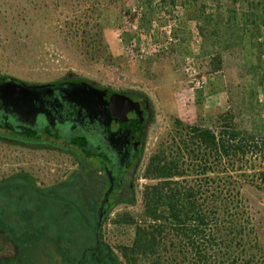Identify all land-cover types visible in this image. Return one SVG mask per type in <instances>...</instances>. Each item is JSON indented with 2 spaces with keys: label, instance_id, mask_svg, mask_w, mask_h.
<instances>
[{
  "label": "rangeland",
  "instance_id": "1",
  "mask_svg": "<svg viewBox=\"0 0 264 264\" xmlns=\"http://www.w3.org/2000/svg\"><path fill=\"white\" fill-rule=\"evenodd\" d=\"M133 40L159 50L136 59L125 47ZM0 78L83 82L147 103L144 144L130 181L135 203L116 204L99 239L106 264H125L120 248L134 228L114 219L127 211L142 215V191L151 182L145 167L175 134L177 120L205 127L230 120L264 132V0H0ZM39 153L0 143V181L27 171L53 187L76 167L67 153ZM242 195L264 248V192L245 185ZM30 196L41 206L49 202ZM30 206L29 231L21 218L13 232L0 230V264H66L44 225L50 217L35 216Z\"/></svg>",
  "mask_w": 264,
  "mask_h": 264
},
{
  "label": "trees",
  "instance_id": "2",
  "mask_svg": "<svg viewBox=\"0 0 264 264\" xmlns=\"http://www.w3.org/2000/svg\"><path fill=\"white\" fill-rule=\"evenodd\" d=\"M132 171L104 211L99 239L110 210L135 203ZM144 177L151 182L142 191V215L127 211L114 219L134 228L130 243L120 248L125 264H264V248L242 195L245 185L264 192V132L239 129L230 120L216 127L177 120L175 134L151 155ZM77 193L65 195L80 203ZM30 198H0V217L14 219L0 221V230L13 232L15 220L33 215L32 204L39 212L35 216L50 217L44 225L64 251L66 264H106L101 243L94 250L96 222L84 220L92 209L42 197L49 201L45 207Z\"/></svg>",
  "mask_w": 264,
  "mask_h": 264
},
{
  "label": "flooded vegetation",
  "instance_id": "3",
  "mask_svg": "<svg viewBox=\"0 0 264 264\" xmlns=\"http://www.w3.org/2000/svg\"><path fill=\"white\" fill-rule=\"evenodd\" d=\"M6 81L8 79L0 78V83ZM40 85L48 87L23 99L0 88V143L41 151L39 155L44 154V157L51 152L67 153L76 167L64 183L53 187L38 184L37 174L17 171L2 178L0 192L8 191L6 194L13 198L33 195L50 197L74 207L84 206L93 210V215L84 220L96 222L105 194L112 183L118 181L117 187L108 195L102 211L103 220L114 192L124 184L140 157L148 105L144 100L108 89L92 85L90 89L83 82ZM116 93L130 98L132 103L116 97ZM20 100L25 102L27 109L20 108L17 103ZM76 190L80 203L68 200L65 195ZM13 220L4 215L0 217V221Z\"/></svg>",
  "mask_w": 264,
  "mask_h": 264
},
{
  "label": "water",
  "instance_id": "4",
  "mask_svg": "<svg viewBox=\"0 0 264 264\" xmlns=\"http://www.w3.org/2000/svg\"><path fill=\"white\" fill-rule=\"evenodd\" d=\"M88 88H92V86L90 85H86ZM45 87H48V85H29V84H26L22 81H19L17 79H14V78H10L8 79V81L4 82V83H0V88L2 91H5L7 94L13 96H18L20 99H23L22 97H31L33 95H36V91L39 90V89H43ZM114 95V94H113ZM116 97H119L121 99H124L125 101L129 102V103H132V100L128 97H125L123 95H120L118 93H116L115 95ZM18 104H20V108L22 109H27L26 105H25V102L20 100L19 102H17ZM117 182L118 181H115L112 183L111 187L109 188V190L107 191V193L105 194V197L104 199L102 200L101 202V205L98 209V212H97V217H96V224H95V227L93 229V233H94V237H95V248L94 250L97 251L98 248H99V229L101 227V220H102V211L105 207V204H106V201H107V198H108V195L110 192H112L116 187H117Z\"/></svg>",
  "mask_w": 264,
  "mask_h": 264
},
{
  "label": "built area",
  "instance_id": "5",
  "mask_svg": "<svg viewBox=\"0 0 264 264\" xmlns=\"http://www.w3.org/2000/svg\"><path fill=\"white\" fill-rule=\"evenodd\" d=\"M119 41L121 42L122 39L119 38ZM138 43L133 40L132 42L128 43L127 45H125L127 51L132 55V57L136 58V59H141V58H146L147 56H149V54L157 52L159 50V47L151 45V50L149 51L147 49V47H142V45H137ZM203 85V82L199 79H197L194 82V86L195 88H201Z\"/></svg>",
  "mask_w": 264,
  "mask_h": 264
}]
</instances>
